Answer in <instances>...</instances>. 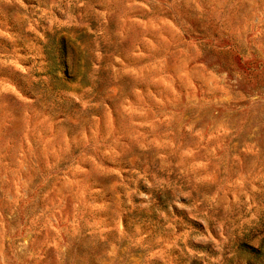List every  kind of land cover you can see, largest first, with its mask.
I'll list each match as a JSON object with an SVG mask.
<instances>
[{"label": "rangeland", "instance_id": "1", "mask_svg": "<svg viewBox=\"0 0 264 264\" xmlns=\"http://www.w3.org/2000/svg\"><path fill=\"white\" fill-rule=\"evenodd\" d=\"M0 264H264V0H0Z\"/></svg>", "mask_w": 264, "mask_h": 264}, {"label": "trees", "instance_id": "2", "mask_svg": "<svg viewBox=\"0 0 264 264\" xmlns=\"http://www.w3.org/2000/svg\"><path fill=\"white\" fill-rule=\"evenodd\" d=\"M242 248H245V249H249L251 250L253 253H257L259 254L261 252V250L263 249V245L260 247V248H254L252 245H249L247 243H241L239 245V250L242 249Z\"/></svg>", "mask_w": 264, "mask_h": 264}]
</instances>
